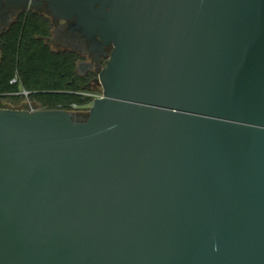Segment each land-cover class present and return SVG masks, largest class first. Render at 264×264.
Masks as SVG:
<instances>
[{"label":"water","instance_id":"obj_1","mask_svg":"<svg viewBox=\"0 0 264 264\" xmlns=\"http://www.w3.org/2000/svg\"><path fill=\"white\" fill-rule=\"evenodd\" d=\"M46 1L113 50L87 118L0 108V264H264V0Z\"/></svg>","mask_w":264,"mask_h":264},{"label":"trees","instance_id":"obj_2","mask_svg":"<svg viewBox=\"0 0 264 264\" xmlns=\"http://www.w3.org/2000/svg\"><path fill=\"white\" fill-rule=\"evenodd\" d=\"M29 27L30 24L26 28L21 25L15 34L2 39L0 102L3 98L18 102L21 97L17 94L25 91L41 110L72 112L74 106L85 109L92 98L79 94L84 90L78 79L76 58L67 53L52 52L38 39V36L49 35L50 27L46 24L31 26V32ZM15 78L19 83L13 85L11 82Z\"/></svg>","mask_w":264,"mask_h":264},{"label":"flooded vegetation","instance_id":"obj_3","mask_svg":"<svg viewBox=\"0 0 264 264\" xmlns=\"http://www.w3.org/2000/svg\"><path fill=\"white\" fill-rule=\"evenodd\" d=\"M50 6L51 4L46 0H31L28 5L15 8L9 6L7 1L0 0V46L2 39L5 36L15 34L21 25L26 28L28 24H30V27L46 24L50 27L49 35L38 36V39L50 47L52 52L67 53L76 58V71L84 90V93L79 94L87 97V93L88 95L95 94L93 91L96 89L99 92H103L97 79L106 67L113 47L95 45L88 35L84 33V29L77 28L75 19L72 21H64L59 17H55ZM30 27L29 31L31 32ZM42 33L43 31H41ZM18 83V78H15L11 82L13 85ZM17 96L24 97L22 93L17 94ZM31 108L40 109L37 105L31 104L15 109L31 110ZM77 116L84 119L88 117V114L80 113Z\"/></svg>","mask_w":264,"mask_h":264},{"label":"rangeland","instance_id":"obj_4","mask_svg":"<svg viewBox=\"0 0 264 264\" xmlns=\"http://www.w3.org/2000/svg\"><path fill=\"white\" fill-rule=\"evenodd\" d=\"M94 93H98V89L94 90L93 91ZM92 92V93H93ZM22 95H24V97H21L20 101L16 102V101H13L11 99H8V98H3L0 102V106L3 107L4 109H15V108H21V107H24L26 105H35L33 104V102L31 101L30 97L29 96H26L24 93L25 91H21ZM28 93V92H27ZM88 95V93H87ZM20 97V96H19ZM74 114L78 115V114H88V112H86V109H77L76 111H72Z\"/></svg>","mask_w":264,"mask_h":264},{"label":"built area","instance_id":"obj_5","mask_svg":"<svg viewBox=\"0 0 264 264\" xmlns=\"http://www.w3.org/2000/svg\"><path fill=\"white\" fill-rule=\"evenodd\" d=\"M14 82V81H13ZM26 96H28L29 93L25 92L24 93ZM87 97H90L92 98V102L91 104L87 105V107L85 108L86 109V112H88L90 110V108L93 106V103L96 99H99L103 96V92H98V93H95V94H91V95H86ZM74 111H76L77 109H79L77 106H74L73 107ZM36 110H41V109H38V108H31V111H36Z\"/></svg>","mask_w":264,"mask_h":264}]
</instances>
